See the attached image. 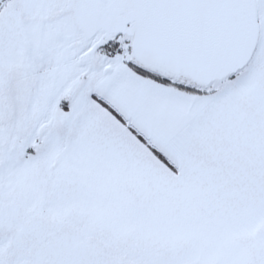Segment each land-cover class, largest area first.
<instances>
[{
	"label": "snow or ice",
	"instance_id": "snow-or-ice-1",
	"mask_svg": "<svg viewBox=\"0 0 264 264\" xmlns=\"http://www.w3.org/2000/svg\"><path fill=\"white\" fill-rule=\"evenodd\" d=\"M0 264H264V0H0Z\"/></svg>",
	"mask_w": 264,
	"mask_h": 264
}]
</instances>
